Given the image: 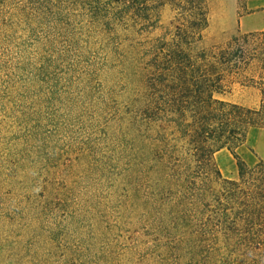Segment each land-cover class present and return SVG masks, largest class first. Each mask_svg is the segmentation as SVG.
Wrapping results in <instances>:
<instances>
[{"label": "rangeland", "instance_id": "obj_1", "mask_svg": "<svg viewBox=\"0 0 264 264\" xmlns=\"http://www.w3.org/2000/svg\"><path fill=\"white\" fill-rule=\"evenodd\" d=\"M123 3L0 0V264H256L264 210L252 225L218 217L234 158L221 149L197 169L178 132L148 124L162 99L150 66L178 10L151 0L140 19ZM205 4L193 54L244 35L249 50L264 44V0ZM225 91L215 98L259 104L254 89ZM235 153L264 162V130Z\"/></svg>", "mask_w": 264, "mask_h": 264}, {"label": "trees", "instance_id": "obj_2", "mask_svg": "<svg viewBox=\"0 0 264 264\" xmlns=\"http://www.w3.org/2000/svg\"><path fill=\"white\" fill-rule=\"evenodd\" d=\"M123 1L124 10L142 19L151 0ZM163 1L178 10L180 24L170 42L160 43L165 53L162 52L150 66L149 85L162 99L160 104L152 100L145 106L148 124L155 127L161 122L172 132H178V138L191 152L190 162L200 170L211 164L216 151L226 149L236 161L239 183L224 181L226 189L218 217L225 221L233 212L237 221L243 213L245 218L242 219L252 225L258 213L264 210V162L248 167L235 152L245 144L248 131L264 130V44L249 50L245 47L247 39L254 35H244L193 54L191 46L195 38L207 27L205 0ZM252 61L257 66L254 67ZM234 84L258 91L260 101L256 108L230 105L215 98L225 94V88ZM214 172L220 178L216 169ZM240 184L250 189V195L241 190ZM240 204L244 207L242 212L235 208ZM261 260L264 256L252 262L258 264Z\"/></svg>", "mask_w": 264, "mask_h": 264}]
</instances>
